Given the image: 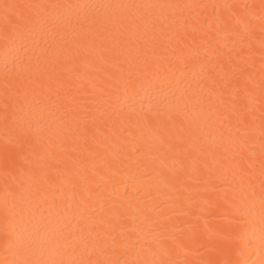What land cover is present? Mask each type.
<instances>
[{
    "label": "bare ground",
    "instance_id": "1",
    "mask_svg": "<svg viewBox=\"0 0 264 264\" xmlns=\"http://www.w3.org/2000/svg\"><path fill=\"white\" fill-rule=\"evenodd\" d=\"M35 2L128 7L0 9V264H264V0Z\"/></svg>",
    "mask_w": 264,
    "mask_h": 264
},
{
    "label": "snow or ice",
    "instance_id": "2",
    "mask_svg": "<svg viewBox=\"0 0 264 264\" xmlns=\"http://www.w3.org/2000/svg\"><path fill=\"white\" fill-rule=\"evenodd\" d=\"M117 7L128 6L42 2L0 4V9L3 10L2 22L6 30L5 40H12L15 43V40L19 39L22 48L26 47L28 42L39 43L43 40L45 44H49L50 41L55 42L58 38L65 39L69 32L85 33L99 19L98 15H94L95 10L103 9L108 12ZM241 122L242 117H239L237 123ZM236 215L241 216L245 213L237 208ZM232 222L242 223L243 221L233 220ZM260 223L264 225V200L261 202ZM220 264H229V261L224 260Z\"/></svg>",
    "mask_w": 264,
    "mask_h": 264
}]
</instances>
